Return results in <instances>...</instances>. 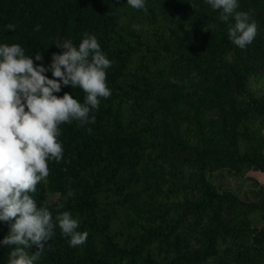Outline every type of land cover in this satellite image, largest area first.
<instances>
[{"label":"trees","instance_id":"1","mask_svg":"<svg viewBox=\"0 0 264 264\" xmlns=\"http://www.w3.org/2000/svg\"><path fill=\"white\" fill-rule=\"evenodd\" d=\"M238 5L258 26L244 49L205 0H145L146 11L127 0H0V45L40 53L34 63L47 67L63 51L55 40L78 46L88 32L112 61L111 96L95 123L60 126L63 159L34 194L53 217L63 203L87 240L70 247L56 228L34 264H264V0ZM66 92L84 102L70 85L55 94ZM226 176L254 189L224 186ZM11 223L0 221V241ZM10 251L0 246V264Z\"/></svg>","mask_w":264,"mask_h":264},{"label":"clouds","instance_id":"2","mask_svg":"<svg viewBox=\"0 0 264 264\" xmlns=\"http://www.w3.org/2000/svg\"><path fill=\"white\" fill-rule=\"evenodd\" d=\"M205 2L219 11L221 22L228 23V37L234 45L244 49L253 42L257 23L249 12L237 11L238 0ZM127 4L147 10L145 0H127ZM15 27L6 25L12 31ZM39 28L36 25L34 30ZM53 43L63 51L54 53L47 67L34 63L43 60L40 53L33 59L20 44L0 45V221H14L0 241V246L11 248L7 264H34L56 228L69 238L70 247L83 245L88 237L87 231H78L79 221L70 211H61L63 203L56 204L53 217L46 201L37 207L34 194L50 175L49 161L59 163L63 159L60 126L73 121L80 126L95 123L90 113L98 109L101 98L111 96L106 70L112 61L101 50L96 36L88 32L78 46L70 39ZM62 85L81 89L84 102L67 92L56 95ZM73 195L69 189L67 196ZM33 245L37 251L30 254Z\"/></svg>","mask_w":264,"mask_h":264},{"label":"rangeland","instance_id":"3","mask_svg":"<svg viewBox=\"0 0 264 264\" xmlns=\"http://www.w3.org/2000/svg\"><path fill=\"white\" fill-rule=\"evenodd\" d=\"M258 176H260L259 177L260 181L264 185V174L263 175L260 174ZM219 181H223L224 186L230 187L237 192L241 191V193H245L246 191H249L250 189H254L253 184L251 182H246V181H243L241 179L233 178L230 176H226L224 179L219 177ZM46 197H47L48 202H52L57 198L56 195H54L50 192H47Z\"/></svg>","mask_w":264,"mask_h":264}]
</instances>
